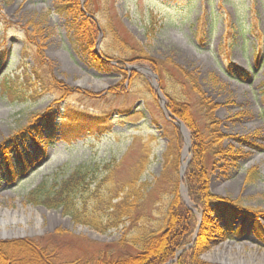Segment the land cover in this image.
<instances>
[{"label":"rangeland","instance_id":"obj_1","mask_svg":"<svg viewBox=\"0 0 264 264\" xmlns=\"http://www.w3.org/2000/svg\"><path fill=\"white\" fill-rule=\"evenodd\" d=\"M87 1L81 5L99 30L95 45L101 29V54L120 66L108 63L100 72L88 62L55 13L56 0H0V231H23L0 237V243L36 242L57 264L136 255L137 239L165 226L173 182L191 163L192 133L176 116L188 130L185 156L183 136L177 129L179 150L176 127L154 88L159 85L170 112L172 98L197 103L180 86L183 71L216 106L222 146L247 157L237 167L209 157L210 191L261 214L255 220L237 218L232 231L241 234L227 240L213 235L216 229L207 223L200 237L205 243L194 255L201 264H264V0H89L86 8ZM139 53L164 73L133 63ZM33 70L43 82L29 81ZM4 83H10L15 99L1 92ZM51 115L64 127L54 128V136L46 121ZM194 117L203 123L195 111ZM169 149L175 156L167 164ZM139 163L144 168L135 170ZM79 167L90 170L92 190L99 187L100 196L113 188L118 194L138 179V209L131 220L101 232L41 203L44 195H35L40 187L50 189ZM84 199L87 213L105 209L91 194ZM187 207L202 222L191 202ZM4 212L23 216L4 221ZM214 222L224 228L223 221Z\"/></svg>","mask_w":264,"mask_h":264},{"label":"trees","instance_id":"obj_2","mask_svg":"<svg viewBox=\"0 0 264 264\" xmlns=\"http://www.w3.org/2000/svg\"><path fill=\"white\" fill-rule=\"evenodd\" d=\"M88 1L85 4L86 8ZM54 9L55 13L64 19L67 32L71 36L72 45L79 50L82 47L81 52L86 53L88 62L92 66L95 64L94 67L100 72L104 71V66H107L108 62L98 58L94 53L99 30L95 21L88 18L86 13L83 12L81 0H56ZM150 13H152V18H154L153 11ZM103 31L105 34L107 33L105 27H103ZM137 55L139 56L132 61L133 63L151 64L150 66L159 75L164 73L160 64L157 65L152 60V62H149V58L143 53ZM104 58L106 57L104 56ZM117 64L121 65L118 61ZM182 74L183 79L180 86L185 91H189L187 98L191 99V95H194L197 103L191 102L189 99L187 102V100L181 101L178 98H172L169 109L184 122L192 133V158L183 183L187 189L190 202L203 215V220L200 224L197 214L186 206L180 192L179 178L175 179L173 182L175 186L172 189L173 198L167 211L165 226L159 232H152L145 234L142 238H138L137 245L140 251L136 255L115 260H104L98 264H169V262L175 260L181 250H184L183 254L179 255L177 261L173 264H201L196 259L194 252L198 251V249L200 250L202 244L205 243L200 240V237L202 239L201 233L206 229L207 223L214 225L216 231L211 232L213 235L221 236L222 240H227L236 234H241L239 233L241 231H232L233 222L237 218L255 220L261 215L259 214L260 212L246 208L239 201L216 196L210 191V175L207 167L209 157H212L213 161L218 159L226 162L231 167H237L238 163L247 157L241 151L233 150L230 152L228 148L226 149L222 146L224 137L220 134L218 122L213 119L216 106L201 92L192 75L183 71ZM241 74L246 76L244 71H241ZM35 78L39 82H43L37 70H33V76L29 78V81ZM9 84L4 83L1 92L5 96L15 99L17 96L12 94V88H10ZM188 85L190 90L187 89ZM42 87L45 90L43 85ZM190 104L193 106H189ZM194 111L199 115L203 123H200L194 117ZM48 117L50 118L46 117V121L48 125L53 127V130L48 132L50 136L55 135L54 128L60 131L64 130V127H60L57 124L54 115ZM197 121L202 125V129ZM32 125L37 127L35 126L37 125L36 122ZM177 129L175 128V135L178 149L180 150V135ZM38 137L43 138L42 135ZM173 155L174 149L171 151L169 149L167 154H165L167 164ZM178 159L176 155L174 167H177ZM143 165L144 163H139L135 170H142L144 168ZM11 171L9 169L8 172ZM137 182L138 179L136 178L134 182L128 183L124 188H119L118 194H115L116 188H113L109 190V195L100 196L99 187L92 190L93 178H91L90 170L85 167H79L66 179L56 182L50 189L47 190L44 187H40L35 192V195L37 197H39V194L44 195L41 198V203L47 209H60L76 223L93 227L97 231L106 232L118 229L125 224L126 218L131 220L134 212L138 209L139 191L135 190ZM129 189L130 192H126ZM87 194L97 197L99 205L103 204L105 209L87 213V203L86 199H84ZM213 218L217 221H223L225 223L224 228L217 225L214 222L215 220H212ZM199 224V231L195 233ZM195 235L196 239L193 246L188 248L192 244ZM188 253L191 254L190 258L186 256ZM53 260L52 254L46 248L30 240L0 243V264H57Z\"/></svg>","mask_w":264,"mask_h":264},{"label":"water","instance_id":"obj_3","mask_svg":"<svg viewBox=\"0 0 264 264\" xmlns=\"http://www.w3.org/2000/svg\"><path fill=\"white\" fill-rule=\"evenodd\" d=\"M102 37H103V33H102V31L100 30V40L97 42V44H96V49H95V53L97 54V56L99 57V58H102V55H101V50H100V44H101V39H102ZM111 64H114V63H112L111 62ZM130 70H134V71H137V72H140V71H142V72H144L145 73V75H150L151 73H150V71H148V70H146V71H144V70H140V69H138V68H130ZM153 78H155V76H153ZM154 88H155V92L157 93V98H158V100L160 101V103H161V108H162V110L165 112V114H166V116H167V118H168V120H171L172 122H174V124L179 128V130H180V132H181V134H182V136H183V140L185 141V144H187V139H186V136H187V133H188V130H187V128L184 126V124L179 120V119H177L169 110H168V108L165 106V102H164V100H163V96H162V94H161V90H160V87H159V85L158 84H154ZM187 167H188V163H186L182 168H181V171H180V180H181V182H182V179H183V177H184V174H185V171H186V169H187ZM183 191L185 192V198H184V200H185V203H186V205L187 206H189V202H190V200H189V197H188V194H187V190L185 189L184 190V188L182 187V183H181V192L183 193ZM183 253V251H181L178 255H180V254H182Z\"/></svg>","mask_w":264,"mask_h":264},{"label":"bare ground","instance_id":"obj_4","mask_svg":"<svg viewBox=\"0 0 264 264\" xmlns=\"http://www.w3.org/2000/svg\"><path fill=\"white\" fill-rule=\"evenodd\" d=\"M186 139H187V146H186V151H185V156H187V153H188V145H189V142H188V135L186 136ZM1 213V212H0ZM5 217H3V220H13V221H16L19 217L23 216V213H19V212H15V213H12V212H4ZM36 216L38 219H41V216L39 213H36ZM2 217V216H1ZM4 220V221H5ZM23 233V231H18V232H8L6 229H4L3 231H0V237H11V236H18V235H21ZM230 261V260H228Z\"/></svg>","mask_w":264,"mask_h":264}]
</instances>
